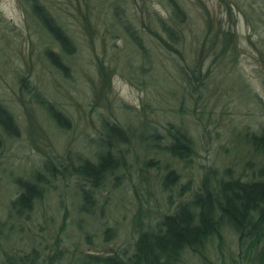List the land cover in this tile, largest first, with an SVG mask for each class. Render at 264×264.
Returning a JSON list of instances; mask_svg holds the SVG:
<instances>
[{
  "label": "rangeland",
  "instance_id": "rangeland-1",
  "mask_svg": "<svg viewBox=\"0 0 264 264\" xmlns=\"http://www.w3.org/2000/svg\"><path fill=\"white\" fill-rule=\"evenodd\" d=\"M25 1L0 0V100L20 128L17 138H1L0 223L5 224L9 202L15 197L17 177H27L48 157L66 163L68 156L76 160L85 152L105 148L96 142L91 151L86 142L98 136L102 119L128 129L132 145L131 152H124L127 170L101 197L103 218L83 222L88 239L77 234L71 188L53 181L33 218L4 225L0 264L4 251L28 252L34 237L54 247L55 236L63 231L65 251L71 254H109L132 242L140 220L166 210L160 189L166 163L154 152V145L155 140L159 149L165 145L164 136L172 125L185 128L195 143L189 168L182 171L184 183L195 179L199 167L238 170L251 159L244 137L264 129V0H236L240 7L230 14L222 0H175L188 15L182 27L184 41L177 50L163 43L156 25L157 15L164 20L170 17L167 0H124V13L139 29L151 63L143 61L103 0H42L76 45L67 56L29 15ZM230 21L238 37L237 50L213 52L211 32L220 22L227 26ZM47 51L62 55L65 73L54 66ZM199 64L204 65L209 83L202 95L191 72ZM180 70L189 74L194 90ZM21 77L39 98L25 92ZM41 98L67 117L69 129L52 121ZM146 127L150 134L144 143ZM116 142L123 144L119 137ZM220 252L215 264H243L235 237L227 235Z\"/></svg>",
  "mask_w": 264,
  "mask_h": 264
},
{
  "label": "trees",
  "instance_id": "trees-1",
  "mask_svg": "<svg viewBox=\"0 0 264 264\" xmlns=\"http://www.w3.org/2000/svg\"><path fill=\"white\" fill-rule=\"evenodd\" d=\"M103 1L110 4L113 17L143 61L151 63L149 49L139 35V29L124 13L125 1ZM25 2L29 15L51 36L64 56L72 55L76 45L47 5L42 0ZM222 2L228 14L235 6L240 7L236 0ZM167 3L170 17L164 20L157 15L156 25L162 33L163 43L177 50L184 41L182 27L188 23V15L175 0H167ZM209 41L213 52L220 49L223 54H229L237 50L238 37L231 21L227 26L220 22L218 29L211 32ZM47 52L54 66L65 73L67 67L63 65L62 55ZM191 72L193 79L199 83L200 94L206 93L209 83L204 74V65L191 68ZM180 75L187 86L193 88L189 74L180 70ZM20 83L26 93L39 98L26 79L21 77ZM39 102L53 122L63 129H69L67 117L54 104L45 98L39 99ZM144 129L148 130V135L141 137L142 142L146 143L150 133L149 128ZM19 133L20 128L13 113L0 100V149L2 136L11 140L17 138ZM116 137L121 139L122 145L116 142ZM164 139L165 145L161 149L158 148L159 141L155 140L154 152L163 156L166 163L160 186L166 210L147 221L140 220L134 228L132 242L109 254L87 251L71 254L65 251L63 231L55 238L52 236L55 240L52 248L34 237L28 252L4 251L2 264H68L71 260L70 264H215L220 260L221 246L227 235L235 237L240 263L264 264V129L245 135L252 157L240 169L228 167L219 170L202 166L195 179L185 183L182 182V171L189 168L193 159L194 140L185 128L174 125L167 129ZM130 140L128 129L102 119L98 136L86 142L91 151L97 143L105 144V148H98L89 155L85 152L76 160L68 156L66 163L48 157L27 177L15 179V197L9 202L5 224L29 221L36 214L38 203L44 201L51 191V183L66 182L74 193L73 201H76L77 234L81 237L85 235L88 239L89 233L84 231L83 222L93 221L99 216L103 218L105 203L101 197L106 188L127 170L124 152H131ZM145 166H148L147 162ZM5 224L0 223V233ZM9 229L12 231V228ZM105 231L108 232V229Z\"/></svg>",
  "mask_w": 264,
  "mask_h": 264
}]
</instances>
